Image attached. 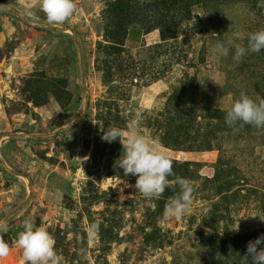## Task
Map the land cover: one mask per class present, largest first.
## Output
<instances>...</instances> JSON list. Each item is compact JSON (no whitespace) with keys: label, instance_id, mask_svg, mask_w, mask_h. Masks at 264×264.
<instances>
[{"label":"rangeland","instance_id":"374dc122","mask_svg":"<svg viewBox=\"0 0 264 264\" xmlns=\"http://www.w3.org/2000/svg\"><path fill=\"white\" fill-rule=\"evenodd\" d=\"M75 6L76 20L56 24L33 55L0 48V141L12 150L5 158L0 147L4 239L28 219L52 235L61 264H245L264 234V128L229 127L225 115L241 92L264 97V50L233 59L264 29V0ZM218 41L227 57L214 54ZM109 125L125 137L135 129L172 161L158 199L128 187L136 177L115 167L122 144L101 139ZM177 177L194 187L191 212L165 219ZM21 254L13 244L0 264Z\"/></svg>","mask_w":264,"mask_h":264},{"label":"clouds","instance_id":"9594fccd","mask_svg":"<svg viewBox=\"0 0 264 264\" xmlns=\"http://www.w3.org/2000/svg\"><path fill=\"white\" fill-rule=\"evenodd\" d=\"M46 15L49 25L60 24L66 21L74 12L73 0H41L40 5ZM247 46L234 45L233 59L240 61L249 52L260 53L264 50V29L248 34ZM232 44V41H228ZM230 49L223 42L218 41L213 52L218 57H227ZM225 123L229 127L236 125H251L264 128V97L254 101L247 94L241 92L230 110L225 115ZM101 139L107 143L119 140L122 144L123 154L115 161V167L122 169L125 176H135L134 187L144 198L158 199L170 186L168 177L173 175V166L170 158L158 149L157 143L147 139L135 129L130 130L125 137L124 132L114 126L103 131ZM179 187V195L166 204L165 219H182L191 212L193 204L194 187L188 179L177 177L175 181ZM43 215L41 219L43 220ZM262 221V219L260 217ZM239 227V226H238ZM23 231L18 239L9 243L4 234L9 230L6 220H0V259L6 258L12 245L22 250L21 264H61V256L55 249L52 235L43 227H35L32 221L25 219ZM98 230V225L91 224L87 231L91 238ZM235 230H238L236 228ZM245 264H264V234L257 239L249 241L246 253L243 255Z\"/></svg>","mask_w":264,"mask_h":264},{"label":"crops","instance_id":"0c3cea01","mask_svg":"<svg viewBox=\"0 0 264 264\" xmlns=\"http://www.w3.org/2000/svg\"><path fill=\"white\" fill-rule=\"evenodd\" d=\"M73 2L77 5V0ZM40 5L41 0H0V48L7 47V45L11 46L18 54L19 59H25L26 56L33 55L36 47L43 45L47 37L53 34V29L58 27L56 24H48L46 15ZM76 12L75 6L73 14L66 22L76 20ZM13 44L14 46H12ZM2 146L5 148H2ZM0 147L2 156L7 158V154L12 151L10 150L11 147L5 146L4 141H0ZM30 190L27 189L31 193ZM45 191H47V188H45ZM31 201H28L27 198L19 199L21 206L25 207L24 211L30 209L33 204ZM37 219L39 223L41 219L39 217Z\"/></svg>","mask_w":264,"mask_h":264},{"label":"trees","instance_id":"16d2710c","mask_svg":"<svg viewBox=\"0 0 264 264\" xmlns=\"http://www.w3.org/2000/svg\"><path fill=\"white\" fill-rule=\"evenodd\" d=\"M154 32V31H153ZM152 33V31H148V32H145V35H147V34H151ZM127 39V37L125 38V40ZM119 41H120V43L123 41V38L122 39H119ZM171 134L173 133V131L172 130H170L169 131ZM162 142H165L166 144H164V143H162ZM169 144L166 142V141H164L163 139H162V141H161V143H160V146L162 147V149H165V150H171V148L173 147L174 148V146H173V144H171V146H168ZM179 151H182V152H184L183 150H179Z\"/></svg>","mask_w":264,"mask_h":264}]
</instances>
